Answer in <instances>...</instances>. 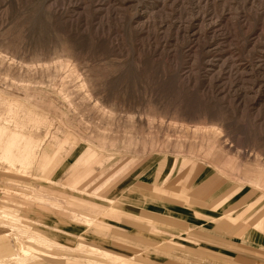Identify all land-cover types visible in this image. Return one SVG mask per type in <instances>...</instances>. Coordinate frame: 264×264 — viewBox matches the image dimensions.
<instances>
[{
	"label": "rangeland",
	"instance_id": "rangeland-1",
	"mask_svg": "<svg viewBox=\"0 0 264 264\" xmlns=\"http://www.w3.org/2000/svg\"><path fill=\"white\" fill-rule=\"evenodd\" d=\"M243 258L264 264V0H0V264Z\"/></svg>",
	"mask_w": 264,
	"mask_h": 264
},
{
	"label": "crops",
	"instance_id": "crops-1",
	"mask_svg": "<svg viewBox=\"0 0 264 264\" xmlns=\"http://www.w3.org/2000/svg\"><path fill=\"white\" fill-rule=\"evenodd\" d=\"M157 185H159V183H157V181H156V182H154L153 187H157ZM81 199L84 202H87V199H85V198H81ZM78 205H80V203H78ZM83 205L86 206L85 204H83ZM158 209H160V208H158ZM164 210L166 211L167 209L164 208L162 211H164ZM149 212H151V211H149ZM78 214H80V215H76V216H79V219H87V220L89 219V217H87L88 215H86L87 214L86 212L79 211ZM253 236L256 237V238H258L257 235H253ZM96 249L99 250V252H101V253H104L106 255H109L111 257H114V256H112L113 254L111 252H109V251L101 250V249H98V248H96ZM114 258H116V257H114ZM240 261H241L242 264H256V262H254V260L248 261V259H244V258L243 259H240Z\"/></svg>",
	"mask_w": 264,
	"mask_h": 264
}]
</instances>
